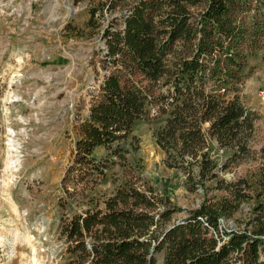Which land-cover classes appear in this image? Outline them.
Here are the masks:
<instances>
[{
    "label": "trees",
    "instance_id": "trees-1",
    "mask_svg": "<svg viewBox=\"0 0 264 264\" xmlns=\"http://www.w3.org/2000/svg\"><path fill=\"white\" fill-rule=\"evenodd\" d=\"M87 1L85 26L103 43L90 63L102 79L73 125L72 159L60 179L64 210L100 184L110 157H124L123 143L141 120L165 116L156 142L190 190L252 153L260 115L242 100L241 70L264 43V0ZM212 141L231 151L220 166ZM259 159L264 176V146ZM260 185L251 231L219 228L218 212L239 203L203 204L171 221L177 209L157 210L150 192L123 184L103 197V207L67 216L62 233L88 264H264V178ZM224 187L234 200L247 197L244 179Z\"/></svg>",
    "mask_w": 264,
    "mask_h": 264
},
{
    "label": "rangeland",
    "instance_id": "rangeland-1",
    "mask_svg": "<svg viewBox=\"0 0 264 264\" xmlns=\"http://www.w3.org/2000/svg\"><path fill=\"white\" fill-rule=\"evenodd\" d=\"M87 5V0H0V264H88L62 233L65 219L101 206L103 197L123 184L150 192L157 210L177 209L171 221L203 204L220 209L224 200L239 203L231 212H218L222 230H253L250 219L262 198L264 178L259 159L264 146V102L259 96L264 92V43L241 70L242 100L260 115L251 154L190 190L184 172L165 163L166 154L156 142L165 116L141 120L133 126L134 139L123 143L124 157L109 158L100 184L66 210L59 204L60 179L76 137L73 125L87 111L89 90L102 79L90 63L103 43L97 29L85 26ZM209 147L219 166L231 153L214 141ZM105 153L96 150L98 157ZM239 179L249 187L247 197L237 201L224 184Z\"/></svg>",
    "mask_w": 264,
    "mask_h": 264
},
{
    "label": "built area",
    "instance_id": "built-area-1",
    "mask_svg": "<svg viewBox=\"0 0 264 264\" xmlns=\"http://www.w3.org/2000/svg\"><path fill=\"white\" fill-rule=\"evenodd\" d=\"M259 96H260L261 101L264 102V92H260V93H259ZM223 223H224V221L219 220V228H220V229H222V227H224ZM226 231L228 232V231H230V230L227 229ZM89 240H90L89 238L86 239V243H87V246H88V247L90 246V244H89Z\"/></svg>",
    "mask_w": 264,
    "mask_h": 264
},
{
    "label": "bare ground",
    "instance_id": "bare-ground-1",
    "mask_svg": "<svg viewBox=\"0 0 264 264\" xmlns=\"http://www.w3.org/2000/svg\"><path fill=\"white\" fill-rule=\"evenodd\" d=\"M12 142V141H11ZM9 143H10V141H9ZM13 150V149H12Z\"/></svg>",
    "mask_w": 264,
    "mask_h": 264
},
{
    "label": "crops",
    "instance_id": "crops-1",
    "mask_svg": "<svg viewBox=\"0 0 264 264\" xmlns=\"http://www.w3.org/2000/svg\"><path fill=\"white\" fill-rule=\"evenodd\" d=\"M101 207H103V206L101 205Z\"/></svg>",
    "mask_w": 264,
    "mask_h": 264
}]
</instances>
